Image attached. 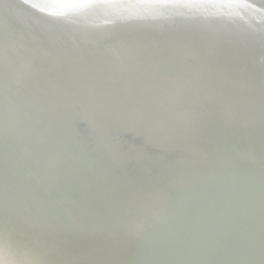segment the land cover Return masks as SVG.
<instances>
[{"label": "bare ground", "instance_id": "1", "mask_svg": "<svg viewBox=\"0 0 264 264\" xmlns=\"http://www.w3.org/2000/svg\"><path fill=\"white\" fill-rule=\"evenodd\" d=\"M127 1L129 0H26L31 6L45 10L46 13V7H52L51 3L60 4L59 7H52L58 9V13L48 12L52 16H46L59 21V27L72 25L71 28L86 35L81 39L91 42L109 35V32H103L105 30L92 28L98 25L102 27V24L107 26L113 20L81 22L65 16V13L81 8L102 7L104 3L116 5ZM226 1L166 0L157 6L142 5L141 13L155 14L166 10L176 14L181 9L229 5ZM4 6L0 7L2 12L14 10L9 5ZM133 7L136 5L128 8ZM129 9L126 10L127 13H133ZM109 14L120 17L117 12ZM129 16L132 15L121 17ZM175 16L176 19L172 20H180L179 14ZM98 18L101 17H94ZM40 19V24H43L39 25L41 30L45 29L55 35L66 33L59 28L56 29L57 32L53 28L50 30L52 26L47 25L45 19ZM10 27V22L0 16V116L3 119L24 121L31 117L37 121L41 117L44 122L50 123L52 132L59 133V137L54 139V150L60 152L59 160L65 167L59 170L58 186L51 190L54 197L42 198L48 204L46 209L59 211V226L64 224L65 227L60 228L56 225V220L52 221L53 229L51 227L45 233L54 232L52 236L59 240L56 241L57 249L39 248L38 253L32 255L33 261L30 264H124L130 259L134 264H178L174 260H177V256L174 258L172 254L187 247L181 239V231H191L193 237L218 235L223 251L218 249L213 252L225 262L233 253L238 237L230 231L224 235L217 226L218 222L211 221L214 216L226 219L225 224L229 226L224 229H230V225L240 227L237 231L251 241L253 249L264 253V184L260 183L264 175L263 83L242 91L246 83L241 82L230 87L229 90L237 89L235 92H228L223 83L212 79L203 69H190L192 71L187 73L181 65L171 67L175 69L165 78L169 88L213 92L216 101L214 108L210 110V106L187 104L188 99L183 98L179 91L168 92L158 83L159 75H147L149 84L141 85L135 76L130 73L121 74V71L109 75L100 72L94 78L90 72L59 71L54 81L40 82L44 69L36 66L37 70L33 71L34 67L30 65L32 61L48 59V51L40 50L38 57L33 53L35 46L23 53L18 48L14 51L9 37ZM85 29L100 35L96 37L84 32ZM30 30L35 35V31L32 28ZM213 34V37L219 36L217 33ZM135 37V42H138L139 38ZM45 39L47 38L43 40ZM61 48L67 50L65 56L86 52L85 46L81 45L67 44V47ZM211 61L213 62L212 59ZM28 63L29 67L25 68ZM179 75L191 77L187 81L177 82L175 78ZM34 81L37 91L36 87L31 89ZM116 122L119 123L118 126H115ZM10 124L4 131L14 126ZM133 127L136 130L143 128V133L135 132L131 135ZM0 137L3 139L2 141L0 138V143L4 139L8 140L4 132L0 133ZM217 143L224 144L227 149L223 146L224 151H218ZM26 148L28 147L24 149ZM153 150L163 155L162 160H167V166L163 168L160 162L149 158L154 162L151 164L147 157L149 151ZM35 151L29 167L42 162L47 154V151L39 147ZM18 159L19 154L14 160ZM21 165L27 167L28 163ZM71 166H75V169ZM68 169L82 174V180L74 178L75 184L77 181L82 182L80 185H67L68 177L60 183L62 172H68ZM43 172L34 171L31 178L43 184ZM22 173L27 178L26 168ZM221 173L230 174H226L230 180H223L225 184L221 183ZM143 174L151 180L157 179L169 184L174 189V194L166 196L155 192L153 196L142 195L143 190L154 192L150 186L145 185L147 183ZM137 176L140 181H135ZM23 180L14 179L13 182L20 184ZM208 181L212 186L203 185ZM127 183L132 186L133 191L140 189L137 194L123 192L122 187ZM12 190L18 196L31 197L27 190L18 186L12 187ZM212 191L218 195L211 193ZM179 193L192 201L181 198ZM92 198L102 200L92 201ZM90 201L97 205H89ZM173 205L186 216L192 217L188 219L176 212L177 209L172 210ZM195 205L200 206V211L195 209ZM78 213L88 217L93 215L98 218L94 220L97 222L92 223V219L88 221ZM126 218L129 222L119 223ZM36 225L34 223L32 228ZM213 227L219 234H214L211 230ZM10 233L14 234L12 231ZM187 240L194 242L189 238ZM80 242L84 243V251L77 253V248L74 247ZM0 246L7 250L11 245L0 237ZM88 253L92 254L88 256ZM199 261L200 259L194 261L189 258L190 264Z\"/></svg>", "mask_w": 264, "mask_h": 264}, {"label": "water", "instance_id": "2", "mask_svg": "<svg viewBox=\"0 0 264 264\" xmlns=\"http://www.w3.org/2000/svg\"><path fill=\"white\" fill-rule=\"evenodd\" d=\"M165 2L166 0H129L116 5L104 3L105 5L102 7L81 8L78 11L65 13L67 14L65 16L81 22L101 19L113 20L108 22L107 26L102 24V27L98 25L92 28L109 32V35L99 37L96 42L81 39L82 36L85 37L86 35L80 30H78L79 32L74 30L71 28L72 25L63 26L64 28L59 27L61 25L57 24L59 21L46 16V14L50 15L48 12L58 13L59 10L52 7H59L60 4L51 3L52 7H46L48 9L46 13L45 10H39L31 6L26 0H0V7H5L4 4H6L11 9H14L6 10L8 11L7 13L5 11L2 12L0 8V16L5 17L10 22L9 34L11 35L9 37L12 40L14 51H17L18 48L23 53L28 48H34L33 46H35L33 53L37 57V53L40 50L44 49L43 52L48 51V59L35 60L30 65L34 67L33 71L37 70L36 66L44 69L42 71L44 73L43 77L39 79L40 82L41 80L44 82L54 81L59 71L67 73L71 71L90 72L93 78L100 72H103L104 75H109L115 71H121V74L130 73L135 76L141 85L149 84L147 75L152 77L159 75L158 83L167 89L168 92L179 91L183 98L188 99L187 104L192 103L199 107L210 106L211 108H208L210 110L214 108V102L216 101V98L214 99L213 97V92H193L187 91L182 87L169 88L165 78L172 69H175L171 67L181 65L184 68L183 71L187 73L192 71L190 69H203L212 79L223 83L228 92H235L237 89L229 90L230 87L241 82L246 83L242 91H248L259 83L264 84V0H228L226 2L229 5H220L221 7L205 6L206 9L199 7L181 9L176 12V14H179L180 20H172L176 19V14L168 13L169 11L167 12L166 10L155 14L143 15L141 13L142 5L157 6ZM132 5H136V7L129 9L128 7ZM127 9L133 13H127ZM113 12L119 13L118 16L120 17H112L111 15L113 14L109 13ZM127 15L132 16L121 17ZM94 17L101 18L94 19ZM40 18L45 19L46 24L52 26L49 28L50 30L53 28V31L57 32L56 29L59 28V30H63L66 33L55 35L54 33H48L45 29L41 30L39 25L43 24H40ZM28 24L31 27H28ZM24 27L27 29L24 30ZM30 28L35 31V35L31 33L32 30ZM212 30L220 31L214 32ZM207 31L217 33L219 36L213 37L214 34L207 33ZM84 32L96 37L100 35L97 31H95L97 33H91L94 32L92 30ZM110 32L114 34H110ZM135 36L139 38L138 42H135V39H137ZM44 38L47 39L43 40ZM67 44L85 46L86 52L65 56L67 50L61 47H67ZM24 67H29V63ZM135 71L136 73H134ZM189 77L191 76L179 75L175 78V81L184 82ZM249 82L251 83L248 84ZM31 89L37 91L35 81L32 83ZM262 96L264 97V94ZM233 99L236 100L237 98ZM32 119L33 117L24 121L12 118L3 119L0 116V133L4 132L8 138V140L4 139V142L0 143V237L11 245L7 250H5L6 248L2 249L0 246V264H30L33 261L32 255L37 254L39 248L56 250V241L59 240L52 236L54 232L52 234H46L45 232H48L47 230L49 229L51 230V227L53 229V220H56L58 227H65L64 224L59 226V211L52 212L50 209H46L48 204L42 199L54 197L55 194L51 190L58 186L56 184L59 183V170L65 168L64 164L60 163L59 160L60 152L54 150L56 146L54 139L59 137V133L54 134L50 123L44 122L43 118L39 117L37 121ZM9 124L14 126L4 131ZM118 125L119 123L116 122L115 126ZM136 129V127L132 128L131 135L135 134V132H138L137 134L143 133V128ZM52 137L53 139L51 140ZM0 138L2 139V137ZM26 146L28 148L24 149ZM223 146L224 144L217 143V150L224 151ZM38 147L47 151V154L43 157L42 162L29 167L32 164L30 159L36 154L37 150L35 151V149H38ZM224 147L227 149V146ZM149 152L147 158L151 164H154L151 160L155 159V161L160 162L163 168L167 166V160L164 159L163 162L162 154L160 155L155 150ZM17 154H19V159L14 160ZM24 162L28 163L27 167L21 165ZM216 165L218 164L216 163ZM71 167L75 169V166ZM25 168L28 179L24 176L25 172L24 174L22 173ZM34 171H44L41 173L43 175V184L31 178ZM226 174L221 173L222 184H225L224 181L227 182V179L230 180ZM251 174L256 175L255 173ZM143 175L147 183L145 185L150 186L154 192L143 190L144 193L142 195L153 196L155 192L166 196L174 194V189L169 184L161 183L156 178H154L156 180H151L149 176ZM67 177L68 180H66ZM21 178L24 180L20 184L13 182L14 179L20 181ZM74 178L82 180L83 176L77 170L68 169V172L64 170L60 183L65 180L68 182V184L66 183L67 185H80L82 183L77 181V184H75ZM261 179L262 182L260 183L263 185L264 175ZM136 180L140 181L138 176ZM203 185L212 186V183L208 181L204 182ZM15 186L20 187L22 190H27L31 197L18 196L12 190V187L14 188ZM122 190L126 194H137L140 189L133 191L132 186L127 183L126 186L122 187ZM211 193L215 194L214 191ZM178 196L192 201L182 193H179ZM95 200L102 199L92 198V201ZM93 204L97 205L91 201L89 202V205ZM195 206V209L200 211V206ZM171 209H177L175 210L176 212L186 216L184 212L176 208V205H173ZM78 214L88 221L92 219V223L97 222L94 220L98 218L93 215L88 217L83 213ZM238 214L243 215L241 212H238ZM119 217L117 219H120ZM190 217L192 216H186L188 219ZM217 217L214 216V219L210 220L218 222L217 226L221 228L224 235L230 231V233L238 237V243L235 245L231 256L223 262L218 257L219 255L213 252L218 249L223 251L218 241V235L217 237H212L211 235L193 237L191 236L193 232L181 231L182 233H180L183 235L181 239L184 244H187V247L180 248L181 250L175 253L172 252L174 258L177 256V260H174L178 264H180L179 262L190 264L189 258L194 259V261L200 259L199 262L194 264H219V262L221 264H264V253L253 249L251 241L248 238L246 239L244 234L242 235L237 231L240 227L234 228L233 225H230V229H224L229 224H225L226 219L223 217ZM126 220H121L119 223L129 222L128 218ZM33 222L37 223L35 228H32ZM207 227H209L208 223ZM211 230L214 234L215 232L219 234L218 231L214 230V227ZM11 231L14 234H11ZM187 238L192 239L194 242H189ZM134 244L136 245L137 241ZM83 245V242L76 244L74 248H77V253L84 251ZM182 250L184 252H181ZM91 254L88 253L87 255ZM102 262L105 263L103 259ZM124 264L134 263L130 259Z\"/></svg>", "mask_w": 264, "mask_h": 264}]
</instances>
